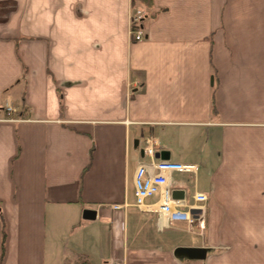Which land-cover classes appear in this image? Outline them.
<instances>
[{"label": "crops", "instance_id": "obj_1", "mask_svg": "<svg viewBox=\"0 0 264 264\" xmlns=\"http://www.w3.org/2000/svg\"><path fill=\"white\" fill-rule=\"evenodd\" d=\"M148 140L203 227L134 204ZM110 261L264 264V0H0V264Z\"/></svg>", "mask_w": 264, "mask_h": 264}, {"label": "built area", "instance_id": "obj_2", "mask_svg": "<svg viewBox=\"0 0 264 264\" xmlns=\"http://www.w3.org/2000/svg\"><path fill=\"white\" fill-rule=\"evenodd\" d=\"M137 15L131 17L133 22L130 28L131 37L134 40H139L143 36L142 16L140 21L134 20ZM144 153L150 157L148 163L138 164L134 173V204L141 208H147L149 211H154L162 215L168 224L177 222H187L188 224L197 223L201 227L204 226L205 220V205L208 201V196L204 192L195 191L193 195V203L187 204L185 200L173 199L171 197V189L169 185V177L173 173H195L196 166L181 162L171 161L169 159H157L154 156L155 150L150 140L143 147ZM158 195V200L151 205L147 201L154 199ZM152 206H155L153 208ZM191 209L197 210L195 214L190 212ZM111 264V263H106Z\"/></svg>", "mask_w": 264, "mask_h": 264}, {"label": "water", "instance_id": "obj_3", "mask_svg": "<svg viewBox=\"0 0 264 264\" xmlns=\"http://www.w3.org/2000/svg\"><path fill=\"white\" fill-rule=\"evenodd\" d=\"M135 146H138V140L134 142ZM141 154L143 155V150L141 149ZM157 159H169V152L162 150L154 154ZM171 197L173 199H185V191L182 189H172ZM190 212L195 214L197 210L191 209ZM82 218L85 220H94L96 218V211L94 209L86 208L82 212ZM176 252L185 255L189 259H203L206 256V250L204 248L197 247H179Z\"/></svg>", "mask_w": 264, "mask_h": 264}, {"label": "rangeland", "instance_id": "obj_4", "mask_svg": "<svg viewBox=\"0 0 264 264\" xmlns=\"http://www.w3.org/2000/svg\"><path fill=\"white\" fill-rule=\"evenodd\" d=\"M146 11H147V9L146 8H143V6H139L138 4L137 5H133V8L131 9V11L129 12L130 13V24H129V26H130V28H132V24H133V22L131 21V17L133 16V15H137V18L134 20V22L137 20V21H140V16H142V18H145V19H142L141 21L142 22H145L146 21V19L148 18V16H147V13H146ZM150 17V16H149ZM140 21V22H141ZM131 35V34H130ZM143 38V36L139 39V40H141ZM139 40H134L132 37H131V41H139ZM177 174V173H176ZM179 174V173H178ZM106 263H111V264H115L113 261H110V262H105L104 264H106Z\"/></svg>", "mask_w": 264, "mask_h": 264}, {"label": "trees", "instance_id": "obj_5", "mask_svg": "<svg viewBox=\"0 0 264 264\" xmlns=\"http://www.w3.org/2000/svg\"><path fill=\"white\" fill-rule=\"evenodd\" d=\"M146 18V17H145ZM145 18H142V19H145ZM142 22V21H141ZM143 23V22H142ZM142 26V25H141ZM3 239H4V232H3Z\"/></svg>", "mask_w": 264, "mask_h": 264}]
</instances>
